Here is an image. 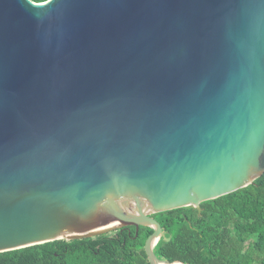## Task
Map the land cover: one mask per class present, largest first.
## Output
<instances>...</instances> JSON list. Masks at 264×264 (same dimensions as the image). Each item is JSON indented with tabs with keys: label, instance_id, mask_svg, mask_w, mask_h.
<instances>
[{
	"label": "water",
	"instance_id": "1",
	"mask_svg": "<svg viewBox=\"0 0 264 264\" xmlns=\"http://www.w3.org/2000/svg\"><path fill=\"white\" fill-rule=\"evenodd\" d=\"M263 174L264 0H0V252Z\"/></svg>",
	"mask_w": 264,
	"mask_h": 264
},
{
	"label": "trees",
	"instance_id": "2",
	"mask_svg": "<svg viewBox=\"0 0 264 264\" xmlns=\"http://www.w3.org/2000/svg\"><path fill=\"white\" fill-rule=\"evenodd\" d=\"M147 219L164 232L152 250L161 264H264V174L252 184L198 207L161 212ZM155 234L148 226H124L111 235L0 252V264H156L147 254Z\"/></svg>",
	"mask_w": 264,
	"mask_h": 264
},
{
	"label": "rangeland",
	"instance_id": "3",
	"mask_svg": "<svg viewBox=\"0 0 264 264\" xmlns=\"http://www.w3.org/2000/svg\"><path fill=\"white\" fill-rule=\"evenodd\" d=\"M115 232V230H111V231H108L106 234L107 235H111V234H113Z\"/></svg>",
	"mask_w": 264,
	"mask_h": 264
}]
</instances>
